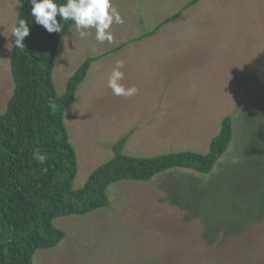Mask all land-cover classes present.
Returning <instances> with one entry per match:
<instances>
[{
  "label": "rangeland",
  "instance_id": "obj_1",
  "mask_svg": "<svg viewBox=\"0 0 264 264\" xmlns=\"http://www.w3.org/2000/svg\"><path fill=\"white\" fill-rule=\"evenodd\" d=\"M189 1L114 0L125 18L112 26L114 43H98L94 30L80 39L75 26L60 40L57 95L91 59L63 115L77 164L73 189L123 138V152L138 158L204 154L231 116L227 152L208 174L170 169L111 184L106 208L53 220L66 237L36 251L33 264H264V0H199L184 9ZM18 8L0 0V113L12 90ZM118 60L121 83L139 89L133 97L107 87Z\"/></svg>",
  "mask_w": 264,
  "mask_h": 264
},
{
  "label": "trees",
  "instance_id": "obj_2",
  "mask_svg": "<svg viewBox=\"0 0 264 264\" xmlns=\"http://www.w3.org/2000/svg\"><path fill=\"white\" fill-rule=\"evenodd\" d=\"M19 2L23 4L18 3L15 24L18 19L27 20L30 35L23 42V50L14 47L13 38L9 54L12 90L0 113V264H33L36 251L55 248L66 237L53 220L106 208V191L115 182H146L170 169L210 173L233 138L231 116L221 120L220 130L204 154L179 151L138 158L123 152V138L111 147L112 157L97 166L81 188L73 189L77 164L63 115L86 78L91 59L78 66L67 79L64 92L57 95L52 79L54 60L60 40L74 25L65 22L64 32L48 34L35 25L28 0ZM197 2L190 0L184 9ZM34 149L47 153L44 164L32 159Z\"/></svg>",
  "mask_w": 264,
  "mask_h": 264
},
{
  "label": "clouds",
  "instance_id": "obj_3",
  "mask_svg": "<svg viewBox=\"0 0 264 264\" xmlns=\"http://www.w3.org/2000/svg\"><path fill=\"white\" fill-rule=\"evenodd\" d=\"M17 3L21 6L23 4L19 0ZM28 3L31 5L30 15L35 25L41 26L48 34L64 32L65 22L71 21L80 39L89 37L94 30V38L98 43L112 44L115 42L112 26L125 23V18L115 6L114 0H65L64 3H58L57 0H28ZM29 35V22L18 19L12 27L14 47L25 49L23 42ZM123 67L122 60L115 62L107 79V87L115 96L133 97L138 94L139 89L135 86L125 87L121 83L124 79V72L121 71ZM32 159L38 164H44L48 156L40 149H34Z\"/></svg>",
  "mask_w": 264,
  "mask_h": 264
}]
</instances>
